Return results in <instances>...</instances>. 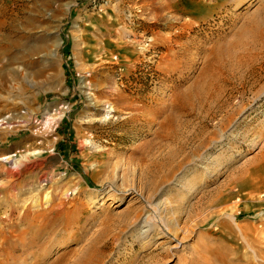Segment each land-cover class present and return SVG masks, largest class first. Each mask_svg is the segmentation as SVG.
I'll return each mask as SVG.
<instances>
[{
    "label": "rangeland",
    "instance_id": "1",
    "mask_svg": "<svg viewBox=\"0 0 264 264\" xmlns=\"http://www.w3.org/2000/svg\"><path fill=\"white\" fill-rule=\"evenodd\" d=\"M258 19L264 0H0V157L44 151L9 178L14 208L0 193V264H202L205 244L245 264L221 224L238 207L264 229L246 212L264 182ZM252 195L264 210V184Z\"/></svg>",
    "mask_w": 264,
    "mask_h": 264
},
{
    "label": "bare ground",
    "instance_id": "2",
    "mask_svg": "<svg viewBox=\"0 0 264 264\" xmlns=\"http://www.w3.org/2000/svg\"><path fill=\"white\" fill-rule=\"evenodd\" d=\"M247 30L250 31V36H251V44L252 45H256L259 41H263L262 38H264L263 36V32H264V20L263 21H259V19L257 20V22H255V24H248L246 26ZM244 44L246 45V43L244 41H240L239 44ZM216 62H217V66L223 70V69H227L228 71V75L230 76L231 74V70L228 69H232L230 62L233 60V58H235V54L233 51H230V53L227 54V64H224L223 58L220 54L216 53ZM230 61V62H229ZM215 79V77L213 76L211 78V82H213ZM212 84V83H211ZM210 88V87H209ZM204 91L200 90L198 92L199 98H201V93H203ZM207 93L208 90H207ZM57 113V112H56ZM61 114V112H58ZM57 113V115H58ZM55 114V112H54ZM55 116H48L46 121L44 122L43 127L46 128V126L48 127L49 124L52 123V121H55ZM60 116H58V118H60ZM35 122V121H34ZM5 123L3 122V119H0V126H2V124ZM1 128V127H0ZM50 150H53L50 149ZM42 153H44V151L41 150H34L31 152H27V153H14L11 155H3L0 157V160H5L2 164L0 165V171L5 172L6 173V177L8 178V180L5 182H1L0 184V193H3V191L6 188H10L12 186V189L15 188V185L18 184L17 182L12 183V180H9V178H12V176L15 174H19L22 170L21 168L25 165L24 159L29 158L30 156H35V155H41ZM16 157V159H15ZM12 162V164H8ZM260 184V185H258ZM258 184H248V190L249 192L247 193L248 196L246 198V201L249 202L250 206L246 207V212L251 213L249 215V220H251L253 214H255L257 216V219H259L260 216H262L264 218V210L259 209V206L256 207V203H254V197L252 195V192L256 189H258L259 187L263 186L264 182H260ZM17 188H15L14 190L16 191L15 194H13L12 196H9V200H8V204L14 208L15 204H17L16 202V197L19 194V190H16ZM24 190V189H23ZM229 198V197H228ZM50 198L48 196V191H46V193L44 194V201H48ZM10 207V208H11ZM237 212H239L238 207H236L234 209L233 212H229L226 215H228L229 219L231 220L233 227H230L228 222H224L221 224V229H222V237L226 238V237H231L232 240L230 238H226L227 240L230 241H237L239 240L238 244V252H239V257L241 258H245L243 259L245 261V264H256L258 261L260 262H264V229L260 230V236H259V240L258 237L256 236L257 234V230L250 225V223H246L244 225H241L239 223L240 218H238L237 216ZM22 213V212H20ZM2 217H6L5 215H2ZM144 222V220H143ZM235 230L236 235H234L232 232ZM147 230H144V232H146ZM212 236V235H210ZM259 242H261L262 244H260ZM259 243V247H254L255 244ZM228 244H223L222 247L220 246H214V247H209L206 244L203 246L202 251L204 254V252L206 253L205 256H202V264H214L215 262H218L219 264H232L231 262L228 261L227 259V255L229 252V249L227 248ZM243 245V246H242ZM244 248V250L241 252V248ZM247 250V251H246ZM227 259V261H226ZM211 261H214L211 263ZM224 261L226 263H224ZM2 261H0L1 263Z\"/></svg>",
    "mask_w": 264,
    "mask_h": 264
},
{
    "label": "crops",
    "instance_id": "3",
    "mask_svg": "<svg viewBox=\"0 0 264 264\" xmlns=\"http://www.w3.org/2000/svg\"><path fill=\"white\" fill-rule=\"evenodd\" d=\"M1 132H2V131H0V137H3V136H1V135H2ZM3 133H5V138H7L9 135H11V133L13 134V132H11V131H10V133H8V132H3ZM10 137H11V136H10ZM6 140H7V139H5L4 141H6ZM9 145H10V142H9L8 146H9ZM8 146L2 148V150L7 151V150H8Z\"/></svg>",
    "mask_w": 264,
    "mask_h": 264
}]
</instances>
